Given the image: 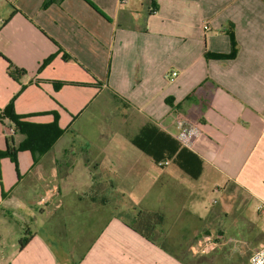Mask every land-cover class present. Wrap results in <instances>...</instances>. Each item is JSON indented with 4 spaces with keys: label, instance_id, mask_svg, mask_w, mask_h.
Wrapping results in <instances>:
<instances>
[{
    "label": "crops",
    "instance_id": "obj_1",
    "mask_svg": "<svg viewBox=\"0 0 264 264\" xmlns=\"http://www.w3.org/2000/svg\"><path fill=\"white\" fill-rule=\"evenodd\" d=\"M45 1L0 0V111L14 99L17 114L48 124L56 112L65 130L35 165L28 152L17 164L0 160V264H183L167 243L183 244L184 234L168 237L166 216L148 240L111 214L114 196L146 189L154 171L131 139L149 123L175 136L178 115L201 130L190 150L204 170L197 180L180 170L161 186L181 205L208 186L224 196L222 210L190 215L192 236L221 233L223 259L251 264L264 247V0ZM234 42V58L214 56ZM9 63L28 74L15 81ZM23 140L2 121L0 151ZM73 208L108 217L75 234L84 223ZM68 244L90 245L75 249L80 263Z\"/></svg>",
    "mask_w": 264,
    "mask_h": 264
},
{
    "label": "trees",
    "instance_id": "obj_2",
    "mask_svg": "<svg viewBox=\"0 0 264 264\" xmlns=\"http://www.w3.org/2000/svg\"><path fill=\"white\" fill-rule=\"evenodd\" d=\"M60 1L62 0H46L44 8H48L53 3ZM237 52V45L234 42L232 52L229 55L214 56L217 58H234ZM53 58V56L50 57L45 62V66L50 64ZM8 70L10 76L18 82L24 75V71L12 63H9ZM62 86V82L55 83L56 89H60ZM52 115L54 120L51 123L38 124L31 122L29 116L16 113L13 99L8 106L0 111V122L8 121L13 133L22 135L24 140L16 149H12L7 143V150L0 151V160L7 157L17 164V154L28 152L32 155L34 165L37 164L40 157L49 153L65 134V130L59 126V115L56 112H53ZM131 143L161 168H165L168 163H172L193 180L199 179L203 173V160L192 150L182 147L174 136L161 130L155 124L149 123L141 127L139 132L131 139ZM3 195L5 196L4 193ZM164 223L165 217L163 214L141 210L135 217L133 228L149 240L156 229L163 226ZM27 242L28 239L24 238L21 241V248H24ZM179 255L178 260L183 264H200L197 257L191 254V251L182 250Z\"/></svg>",
    "mask_w": 264,
    "mask_h": 264
},
{
    "label": "rangeland",
    "instance_id": "obj_3",
    "mask_svg": "<svg viewBox=\"0 0 264 264\" xmlns=\"http://www.w3.org/2000/svg\"><path fill=\"white\" fill-rule=\"evenodd\" d=\"M263 25H264V18H263L262 26ZM258 44L264 51V36L260 37V41H258ZM48 59L40 63L38 72L42 71L45 68V62ZM21 70L24 71L23 76H26L28 74L24 69ZM0 124H2V121L0 122ZM106 129H108L109 131L106 137L108 136L114 137V135H111L112 133H110L111 127L109 125L106 126ZM9 140L10 141L12 140L11 137L9 138ZM10 147L12 148L11 143H10ZM153 167H154V171L152 173L153 175L150 174L151 180L147 179L146 182H148V185L146 189H139L138 187V189H136L135 192L127 193L125 195L114 196L115 206H118L119 208L117 209V211L111 214L117 215L122 221L131 222L133 226L135 225L134 218L141 210L146 212H157L163 214L164 216H166L168 220L164 226L167 230V236L174 237V236H181L182 234H184V238H185L183 244L174 245L167 243L168 247L169 248L178 247L177 251L179 254L182 250H188L189 252L191 251V254L193 256H195L192 253V247L193 245L196 244V235L193 237L192 234L194 235L196 233V227L195 224H191L190 221L192 219L190 215L192 213H196L197 210H201L202 212H204L206 210H211L213 208H216L218 210L219 207H220L219 210H222L221 206L224 204L223 201L226 198L224 196L221 197L220 193L213 191L208 186L205 189H203L200 193L187 197L186 198L187 201H185V205H181L180 203L178 204L176 201H174L172 195H170L171 191L169 185L163 184L164 185L163 187L161 185L163 182L167 181V175L171 176L173 174L174 176V174L176 173L182 174L181 171L172 163H168L165 168H159L153 163ZM142 183H144V181H142ZM227 188L229 190H232L233 186L229 184L227 185ZM232 191L234 194H238L236 189H233ZM175 199L178 200V197H175ZM72 210H73V215L71 213L72 219L84 223L83 229L82 228L73 229L75 234L80 232L81 230L88 231L90 234H92V231L95 232V228L97 229V227L94 226V222L105 221V219H107L108 217V215L104 212L102 213H99L98 211L75 212L76 208H73ZM176 212L178 214H181L180 219L177 223L174 222V219H171V216L173 214H176ZM20 216L21 214L19 213L18 217ZM132 229L134 228L132 227ZM89 233L88 235L90 236ZM219 234L223 236V234L221 233ZM155 235H157L156 237L161 239L162 236L164 237V235H161L160 233H156ZM58 244H59L58 247H60L61 244L59 243V241ZM65 246L74 247V258L78 263H80L81 255L77 253L76 250L85 249L86 246H90V245L68 244ZM243 251L245 252V256L250 258L252 251L249 249H244ZM58 253L60 255V250H58ZM225 253L226 250L222 248L209 255L195 256V257H197L200 264H235L233 263V261L228 262L223 259Z\"/></svg>",
    "mask_w": 264,
    "mask_h": 264
},
{
    "label": "built area",
    "instance_id": "obj_4",
    "mask_svg": "<svg viewBox=\"0 0 264 264\" xmlns=\"http://www.w3.org/2000/svg\"><path fill=\"white\" fill-rule=\"evenodd\" d=\"M177 76L176 72L168 75L173 79ZM176 133L175 139L181 144L182 147L192 149L195 140L201 135L199 127L190 123L184 116L178 115L176 120ZM13 132V131H12ZM162 165V164H161ZM54 195V191L47 192L41 199V205L45 206ZM225 240L219 233H206L204 234L195 245L192 247V253L195 256H204L214 253L222 249ZM251 264H264V247L254 252L250 258Z\"/></svg>",
    "mask_w": 264,
    "mask_h": 264
}]
</instances>
